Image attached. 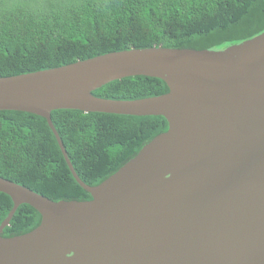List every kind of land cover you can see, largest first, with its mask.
<instances>
[{
    "label": "water",
    "instance_id": "obj_1",
    "mask_svg": "<svg viewBox=\"0 0 264 264\" xmlns=\"http://www.w3.org/2000/svg\"><path fill=\"white\" fill-rule=\"evenodd\" d=\"M163 79L138 99L93 91L123 77ZM162 115L168 129L97 185L76 173L51 118ZM0 110L44 117L90 200L54 201L0 176L12 208L0 223V264H264V31L224 49L131 47L0 77ZM38 226L5 237L20 204Z\"/></svg>",
    "mask_w": 264,
    "mask_h": 264
},
{
    "label": "trees",
    "instance_id": "obj_2",
    "mask_svg": "<svg viewBox=\"0 0 264 264\" xmlns=\"http://www.w3.org/2000/svg\"><path fill=\"white\" fill-rule=\"evenodd\" d=\"M264 31V0H0V77L34 72L131 47L224 49ZM158 77L110 81L93 94L138 99L167 93ZM78 176L97 185L158 134L162 115L51 112ZM0 176L54 201L90 200L72 176L44 117L0 110ZM0 191V223L12 208ZM41 215L20 204L3 236L31 231Z\"/></svg>",
    "mask_w": 264,
    "mask_h": 264
}]
</instances>
